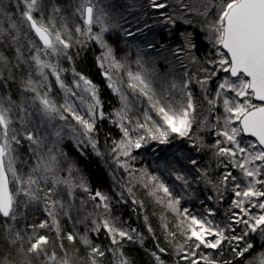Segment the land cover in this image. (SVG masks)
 I'll list each match as a JSON object with an SVG mask.
<instances>
[{
	"label": "snow or ice",
	"instance_id": "6c2138e0",
	"mask_svg": "<svg viewBox=\"0 0 264 264\" xmlns=\"http://www.w3.org/2000/svg\"><path fill=\"white\" fill-rule=\"evenodd\" d=\"M23 10L20 12L19 24L11 15L3 14L0 19V43L11 40L15 43L18 40L20 25L26 24L29 31L34 32L37 40H30V62L34 66L35 75L39 79H33L32 74L23 82L25 92L32 93L31 100L16 104L10 97L0 96V218L5 222V236L10 244L24 242L27 239L28 247L25 249L23 244L19 251L27 258L25 264H33V260L41 262V264H75L70 257L57 260V254L52 251L49 254L50 238L47 235L38 234V229H55L57 236H60V216L70 215L72 210L71 199L67 204L62 200L53 199L57 186L63 185L67 190L69 198L74 196V189L81 188L85 192L89 191L86 184L81 179L79 184L75 183L71 178L72 166L68 168L69 177H60L56 175L60 163L59 157L64 154L55 150L63 131V125L54 128L52 135L56 138L53 147H49L46 152H41L42 146L45 144L47 137H40L32 131H27L24 127L26 118L31 117L34 113L28 111V107H33L35 114L39 115L41 124L51 127L57 118L61 121H67L70 114L72 119L76 121L75 125L67 124L73 138L79 143H84L79 137L82 135L87 138V142L92 144L95 150L97 141L92 138L91 133L95 130L97 117H103L104 112L101 109L102 101L99 98L97 86L81 73H77L73 69L76 79L70 86L65 83L62 73L65 71L60 67L57 60L52 63L50 59L44 57H60L66 56V50L72 47L71 34L68 38H64V32L67 31L66 25L61 23L57 27V19L62 22L64 17L60 15L61 9L54 7L52 15L47 19L40 16L38 19L34 13H41L43 5L41 0H22ZM150 6L154 9H164L167 5L160 0H150ZM188 11L194 9L182 5ZM205 15L207 14L208 2L205 0L203 4ZM219 12L216 19L207 25L210 33L209 38L214 45L225 49L218 51L220 59L208 60L209 64H218L219 69L229 75L226 76L217 87L215 97L207 99V103L211 108L215 107L217 101L223 98V107L225 116L223 117L222 130L217 131V136H222L224 141L217 139L214 147L218 148L217 155L228 157L232 166L239 168L247 183L242 187L241 184H235V195L238 199L233 201V206L238 212H232L230 216L231 222L227 227L213 224L211 220L205 217H197L189 213L188 209L182 212L179 210V198H173L172 193L167 185L159 180L157 176H150L144 173L145 179L150 180L152 195L156 196L157 201L166 206L182 217L179 222V229L184 234V246L178 248V252L182 253L181 259L187 264H231L230 261H220L208 254H201L199 250L205 249L221 250L223 244L227 241L231 246V250L236 257H244L254 248V245L247 241L250 233L260 232L264 234V211L258 214H252L250 208H259L264 210V0H220L218 5ZM76 12L83 17L85 29L76 27L75 31L85 36L89 40H95L105 49L98 61L100 66L107 64L103 75L108 78L109 87L115 92L121 93L120 99L123 107L117 111V116L123 120L127 115L129 107L128 96L122 93V89L116 86V80L113 74H118L120 70L128 68L126 61L118 59L113 48L107 44L103 38V33L108 31L109 25L106 23V14L103 9L97 11L93 0H81ZM168 21L174 23L172 17H167ZM99 24L100 32L93 34L92 25ZM7 25V26H6ZM15 31L17 35H13ZM127 35H133L128 32ZM80 42V41H77ZM189 48L195 45L188 42ZM151 47V45H149ZM179 51V50H178ZM71 59V57H67ZM17 63L24 60L23 53L20 48L16 49ZM140 65V61L137 60ZM141 71L127 70L128 88L139 97L146 98L148 108L143 113V122L137 121L136 127L143 129L146 136H139L133 141L129 138L128 128L121 125L124 133V139L116 143L113 153L128 157L133 148H141L147 139L159 141L161 144L169 142V137L176 134L179 137H189L196 122L197 105L194 102L188 85L191 80H186L182 86L172 83L170 88L165 91L157 92L153 86L152 79L146 70ZM11 60L0 53V76L7 70L9 78L12 72ZM205 78L199 81L202 88L207 84L208 80L217 75L216 70L204 68ZM49 75L54 76L56 83L65 94V102L57 104L51 97V85L48 83ZM234 78V79H233ZM2 82V81H0ZM41 89H45L41 91ZM79 90L76 91V90ZM182 96L177 100L171 92L177 90ZM230 95V94H233ZM252 97L258 99L259 105L252 103ZM241 98L242 101H241ZM80 102L79 106L85 109L84 114L77 111L75 101ZM38 105V107H37ZM23 113L24 115H19ZM19 117L21 130L18 131L14 126V117ZM155 117V118H154ZM217 124H212V128H217L220 117H217ZM234 122H238V126H232ZM207 125V118L205 120ZM79 126L82 132H77L76 127ZM241 133L250 134L255 138V142H247L246 146L241 147V141L238 137ZM22 140L30 142L29 151L35 157V162L30 166L27 173H23L17 169L18 157L15 155L16 147L20 145ZM222 143L224 146H221ZM239 159H236L237 155ZM260 163L257 164L256 162ZM195 165L197 162L192 160ZM123 167L127 168L125 162ZM177 179L184 180L183 176H177ZM229 179L236 180L231 172L225 173L222 177V183ZM51 181L53 187L43 189L41 186ZM185 184L187 181L185 180ZM259 185V187H257ZM146 187L149 185L146 183ZM41 191L44 192L43 197L40 196ZM129 191H131L129 189ZM162 193L163 195H159ZM92 200H98L97 208H103L105 213L109 212V197L97 191L90 197ZM167 198V199H165ZM43 201L47 216L50 218L41 221L38 225L31 224L28 229L30 235L25 236L21 231L15 228V224L11 222L17 221L20 214L18 209L21 205L27 206L35 201ZM246 201L247 205L246 206ZM209 210V215H211ZM93 231L99 232L101 228L106 229L111 237L113 245L120 243L117 236L132 240L133 236L128 230L118 227L116 222L110 218L94 220ZM243 224L244 231L240 235L234 234L235 230L232 224ZM232 231V235H226V231ZM133 232L135 230H132ZM174 237L176 233H171ZM67 239L72 241L75 236L68 233ZM85 244L91 245V241L85 235L83 237ZM243 245V246H241ZM62 247V245H61ZM164 252V249H159ZM104 251L99 246H92L90 256L91 264H97L96 257H103ZM157 261L163 264L160 256L153 253ZM0 264H8L6 258H0ZM119 264H130V261L121 257ZM248 264H264V252L254 256Z\"/></svg>",
	"mask_w": 264,
	"mask_h": 264
},
{
	"label": "rangeland",
	"instance_id": "374dc122",
	"mask_svg": "<svg viewBox=\"0 0 264 264\" xmlns=\"http://www.w3.org/2000/svg\"><path fill=\"white\" fill-rule=\"evenodd\" d=\"M96 5L97 11L103 9V12L106 14V23L109 25L108 31L103 33V38L107 44L111 46V38L112 35L109 33L112 27L121 28V33L125 36H128L132 40L133 49L128 51V53H120L119 55L114 54L118 59L122 61H126L128 68L120 70L118 74H113V79L116 80V86L122 89V93L128 96L129 107L127 110V115L123 120H119L120 127L123 125L129 130V138L133 141L139 136H146V132L143 129H138L136 127L137 121L143 122V113L148 108V103L146 98L139 97L138 94L133 93L131 89L128 88V77L126 72L128 69L131 71H141V66L143 65V70H146L152 79L153 86L157 92L165 91L170 88L172 83H176L177 85L182 86L186 80H191V83L188 85V90L191 91L193 95L194 102L197 105L196 112V122L193 124L192 131L190 133L191 139L189 137H179L176 134H172L169 137V142L162 144L164 146H168L170 149L168 150V154L165 156L168 159L169 166H167V171L171 176L174 177L172 184H175V187L185 188L184 191L180 194V203L181 198H185L188 202L198 204L197 211H191L192 215H196L197 217H207L209 220L213 222V224L220 225L221 227H227V225L231 222L230 216L232 212H238V209H235L233 206V201L238 199L235 195V184L239 183L243 187L247 180L243 177L242 172L239 168L233 167L229 158L224 156L217 155L218 148L214 147L217 139H220L222 142L224 138L222 136H217V131L222 130L223 126V117L226 115L223 107V98H220L217 101L215 107L211 108L209 111V105L207 103V99H212L215 97L218 84L229 74L223 72L219 69L218 64H209L208 60L215 59L219 60L220 56L218 55L219 51H226L218 45H214L213 41L209 38L210 33L208 31L207 25L216 19V16L219 12L218 7H213V5H218L220 0H207L208 9L207 14L205 15V9L203 4L205 0H160L167 5L164 9H154L150 6V0H93ZM43 5V10L41 13H34L35 16L39 19L40 16H43L47 19L50 15H52L53 8L55 7L53 4H49L44 0H41ZM81 0H70V6L72 7V11L66 15H60L64 17V20L61 22L59 18L57 19V27H60L61 23L66 25L67 31L64 32V38L67 39L68 35L71 34V44L73 46L74 42L78 40V36H83L80 33L75 31L76 27L79 26L82 30L85 29V25L83 23V17L76 12V9L79 7ZM49 4V5H48ZM182 5H187L188 8L194 9V11H188L183 8ZM23 10L22 0H0V19H3V14L11 15L13 19L17 20L19 24L20 12ZM115 15V18H112V15ZM111 15V16H110ZM172 17L175 22L183 21L187 24H193L201 27L206 36V40L210 45V52L207 53L204 57H198L194 53V48H189L188 42L193 44L192 38L189 33H180L178 36L179 40L172 39L168 42H161L158 40V33L160 31L167 32L170 29V26H174V23L168 21L167 17ZM111 19H115L111 22ZM7 26V25H6ZM100 25L93 24L92 25V33L100 32ZM128 32H132L133 35H127ZM13 35H17L15 31L12 32ZM85 38V36H83ZM109 39V40H108ZM37 40L34 32L29 31L26 24L20 25V32L18 36V40L16 43L18 44V48H20L23 53L24 60L21 61L24 63L27 69V77L23 81L17 80L19 83H15L14 78V69L12 67L11 78H9V72L6 70L3 72V75L0 76V96L10 97L16 104H20L21 102H25L27 106V102L31 100L32 93L25 92L23 87V82L26 81L29 77V74H32L33 79H39L38 76L35 75L34 66L30 62V47L29 41ZM97 42V41H96ZM101 47L100 43L98 42ZM151 45V47H149ZM102 49V53L105 49ZM179 50V51H178ZM71 47L66 50L67 57L71 56ZM125 54V55H124ZM130 54V56H128ZM66 56L60 57H44L45 59H50L52 63H56L57 60L59 62L60 67L65 69L62 73V78L65 83L70 86L73 84V81L76 79L73 73V69L70 71L67 60H69ZM137 60L140 61V65L137 64ZM100 62V61H99ZM103 69L107 68V64H104ZM204 68H208L211 70H216L217 75L212 79L208 80L207 84L204 88L201 87L199 81L205 78L206 73L203 71ZM105 71V70H104ZM234 79V78H233ZM10 82H14L13 85H10ZM48 83L51 85V97L57 102V104H63L65 102V94L63 90L56 83L55 77L49 75ZM45 89H41L43 91ZM76 91L79 92L77 89ZM117 93V92H116ZM119 96L121 93H117ZM171 94L179 100L182 96V93L177 90H173ZM234 96L233 94H230ZM207 97V99L205 98ZM243 98H241L242 101ZM252 103L258 105L259 103L252 97ZM77 106V111L81 112L83 115L85 112L84 108L79 106L80 102L78 100L75 101ZM38 107V105H37ZM123 107V103L121 101V106L118 110ZM117 110V111H118ZM29 112H33L34 114L31 117L26 118L24 122V127L27 131H32L36 133L40 137H47L45 144L41 148V152H46L49 147H53V142L56 138L52 135L54 128L63 127V131L61 133V137L59 139L58 144L55 145V150L59 151L61 146V138L63 135L73 136L70 129L66 126L67 124L75 125L76 121L72 119L70 114L68 115L67 121H61L57 118L56 121L53 122V125L49 127L48 125H42L39 115L35 114V110L33 107H28ZM117 114V113H116ZM19 115H24L20 113ZM217 117H220L219 125L217 128H212V124H217ZM155 118V117H154ZM207 118V125L205 124V120ZM15 124L14 126L18 131L21 130V124L19 117H14ZM232 126H238V122H234ZM122 129V127H121ZM123 130V129H122ZM77 132H82V129L77 126ZM200 137L206 142L204 145H200L197 147V151L200 150H209L213 155V161L206 158L205 160H201V157L198 153L194 151H185L183 148L179 147V144L183 139L189 140L190 145L194 146L195 138ZM80 138H87L84 136H80ZM241 141V147L246 146V143L251 141L255 142V139L249 136L241 135L238 137ZM210 140V141H209ZM150 140L147 139L146 143H149ZM161 144L159 141H155ZM144 143L142 146H146ZM148 145V144H147ZM189 145V146H190ZM173 146V147H171ZM221 146H224L222 143ZM16 147L15 155L18 157L17 160V169L23 173H27L30 170V166H32L35 162V159L31 161L28 156L30 142L27 140H22L20 145H14ZM147 147V146H146ZM25 148V150H24ZM136 149V148H133ZM132 149V150H133ZM160 148L159 150H161ZM31 153V152H30ZM31 157H34L31 153ZM35 158V157H34ZM240 155L238 154L236 159H239ZM192 160H195L197 163L193 165L191 163ZM257 164L260 162L257 161ZM148 169V168H147ZM144 167L139 172V177H133V181H137L140 183L145 179L144 173L148 174V170ZM231 172L232 176L236 177L235 181L229 179L227 182L222 183V177L225 173ZM58 172H56L57 174ZM77 176L74 175L71 177L75 183L79 184L81 179L86 184L89 189L87 182L82 176L78 173ZM75 173V174H76ZM149 175V174H148ZM59 176V175H58ZM177 176H183L185 179L180 180L177 179ZM185 180L187 184H185ZM150 181V180H148ZM153 183L152 181H150ZM50 184V181L47 184H43L41 187L43 189L49 188L47 185ZM47 187V188H46ZM259 187V185H257ZM188 189V190H187ZM76 190V188L74 189ZM57 195H61L59 199L62 200L65 204L69 202L71 199L72 202V210L70 215H61L60 220V236H57L56 230L53 229H38V234L47 235L50 238V246H49V254L52 251H55L57 254V260L67 257L72 258L75 261V264H91L92 257L90 256L91 245L85 244L83 242V237L86 235L89 241H91V232H95L92 230L93 221L102 219L107 217L112 218L118 227H121L125 230L126 226L122 221L121 217L111 208L110 198H109V212L105 213L103 208H97L96 204L99 203L98 200H92L90 197L94 194L90 191L85 192L83 189L79 188V191L76 192V196L74 195L72 198L68 197L67 190L64 188L62 190L61 186L56 187ZM65 192V193H64ZM44 192L41 191L40 196H43ZM229 198V207L228 204L225 203V199ZM54 199V198H53ZM196 201L198 203H196ZM205 202L206 205L202 207V203ZM39 201L32 202L28 204L26 207L21 205L18 209L19 215L17 217V221L11 222L15 224V228L22 232V234L30 235V230L25 233V230L28 229V226L31 224H39L41 221L50 218L47 216L44 211L45 206H41L43 209L42 212L44 215L43 219H38L36 216L31 217L30 212L33 207H37ZM246 206L247 201H246ZM182 207V206H181ZM188 209V205L185 207ZM183 208V210L185 209ZM227 208V209H226ZM172 210V209H171ZM209 210H211V215H209ZM252 214H258L261 211L259 208H250ZM174 218L177 219L180 217L177 212H174ZM174 221L173 230H179V222ZM171 222V221H170ZM65 225H68L67 227ZM235 232L234 234L240 235L244 231L243 224H232ZM5 222L3 218H0V246L1 238L3 237L9 246V249L13 250V253L7 254L4 253L3 249L0 247V258H6L8 264H25L26 257L19 251L21 245L26 249L29 245L27 243V239L24 242H17L16 244H10L5 236ZM68 233H72L75 236V239L69 241L67 239ZM260 236L261 240L264 241V234H261L259 231L256 232ZM226 235H232V231H226ZM117 240L121 241L122 238L117 236ZM227 242V241H226ZM75 243L82 245L85 248L83 251L87 257H79L77 255V248L74 245ZM62 245V247H61ZM227 245L230 246L227 242ZM184 246V242L179 246ZM243 246V245H241ZM84 250V249H83ZM211 249L201 248L199 252L201 254L211 253ZM264 252V249L256 251L253 253L251 257H248L245 261V264H248L250 260L259 253ZM103 257H96L97 264H119V260L121 257L130 261V258L121 250L120 243L118 245H113L110 251H104ZM176 260H178L179 264H185L184 260L181 259L182 253L177 252L175 254ZM156 258V257H155ZM157 260V259H156ZM161 260V259H160ZM162 261V260H161ZM159 264L160 262L157 261ZM33 264H41L36 260H33ZM131 264V261H130ZM163 264H165L163 262ZM174 264V263H173ZM200 264H204L203 261Z\"/></svg>",
	"mask_w": 264,
	"mask_h": 264
},
{
	"label": "trees",
	"instance_id": "16d2710c",
	"mask_svg": "<svg viewBox=\"0 0 264 264\" xmlns=\"http://www.w3.org/2000/svg\"><path fill=\"white\" fill-rule=\"evenodd\" d=\"M44 1L61 9V15H66L72 11L70 0ZM111 15L112 18H115V15ZM111 20L113 22L115 19ZM109 33L112 35L110 44L115 54L128 53V51L133 49L132 40L121 33V28L112 27ZM180 33L190 34L192 42L195 45L194 53L196 56L204 57L210 52L209 42L206 40V36L201 27L187 24L183 21L175 22L174 26H170L167 32L160 31L157 38L161 42H168L172 39L178 41ZM77 41L80 42H74L71 47V59L67 60L69 61V67H71L70 71L75 69L77 73H81L97 86L99 98L102 101L100 110L104 112V116L102 118L97 117L95 130L91 133L92 138L97 141L95 150L92 144L85 139L79 137L84 143L78 144L73 136L70 137L68 134L62 136L59 151L64 156L59 157L60 163L56 175L68 178V168L71 165V177L74 175L77 176L76 172H78L86 180L93 194L99 191L111 199V208L121 217L126 229L133 236L132 240H128L125 237L120 241L121 250L130 258L131 264H159L153 253L159 255L165 264H179L175 254L178 252L179 246L184 242L185 237L181 231L175 230L174 232L173 230L174 221H177L175 219L176 217H173V211L166 204L159 203L156 196L152 195V183L150 181L145 178L140 183L133 181V177L134 179L135 177H139V172L143 167L145 169L148 168V174L159 177V180L168 186L173 198H180L181 192L184 191L183 189L186 190V187L180 189L177 186L175 187V184H172L175 181L174 177L169 174L166 168L169 166L170 161L165 158L170 148L155 141H148L149 143L145 144L147 147L142 146L141 148L133 149L128 157L121 156L119 153H113L112 150L116 147V143L125 138L123 130L120 127L121 123L116 114L121 106V99L109 87L108 78L103 75L105 68L103 69L100 66V62L97 59L102 55V49L98 42L89 40L86 37L83 38V36H78ZM17 48L18 44L16 42L13 43L11 40L0 43V53L7 56L12 62L16 84L20 82L17 80L23 81L26 79L28 73L24 63H17ZM9 83L13 85L14 82L9 81ZM195 143L192 146L189 140L183 139L179 147L185 151L191 150L198 153L201 160L208 158L213 161L211 151L203 149L197 151L199 144L202 146L206 142L200 137H196ZM160 148L162 149L159 150ZM28 156H30L29 159L31 161L35 159L31 157L30 152H28ZM125 162L128 164L127 168L122 166ZM146 183L149 185L148 187L145 186ZM47 186L49 188L53 187L51 181ZM60 186L64 190L65 187L63 185ZM73 191L75 195L79 191V188ZM159 195L163 194L160 193ZM58 197L60 198L61 195L55 194L52 198L55 199ZM229 202L230 199L226 198L225 203L228 204V207L230 205ZM196 203L198 202L196 201ZM186 205L189 207L190 214L193 211H197L199 206L195 202L191 203L185 198H181L179 210L182 212ZM201 205L203 207L206 203L203 202ZM41 206H45L42 200L39 201L36 208H32L30 212L31 217L36 216L38 219L44 218L45 214H43L41 210L43 208ZM180 219L182 217H178L177 222H180ZM65 226L67 227L68 225ZM132 230L135 231L133 232ZM173 232L176 233L174 237L171 235ZM90 235L91 247L99 246L103 251L111 250L112 241L106 229L101 228L99 232H91ZM247 241L252 243L254 248L244 257H236L231 250V246L227 245V242L223 244L221 250L211 249L210 251L212 252L210 254L213 258L220 261H230L231 264H245L246 259L251 257L253 253L264 249V241L261 240L258 233H250ZM1 243L2 245L0 247L4 253H13L12 248L11 250L9 249L7 241L3 237L1 238ZM74 245L77 248V255L79 257H87L83 253L85 248L82 245L77 243ZM161 248L164 249V252L159 251ZM184 263L187 264L186 261Z\"/></svg>",
	"mask_w": 264,
	"mask_h": 264
},
{
	"label": "water",
	"instance_id": "95a60500",
	"mask_svg": "<svg viewBox=\"0 0 264 264\" xmlns=\"http://www.w3.org/2000/svg\"><path fill=\"white\" fill-rule=\"evenodd\" d=\"M225 50V49H224ZM226 51V50H225ZM255 100H256V102H258L259 104L261 103L258 99H256L255 97H253ZM258 104V105H259ZM244 135H246V136H249V137H252L250 134H246V133H244ZM252 138H254V137H252ZM255 139V138H254Z\"/></svg>",
	"mask_w": 264,
	"mask_h": 264
}]
</instances>
